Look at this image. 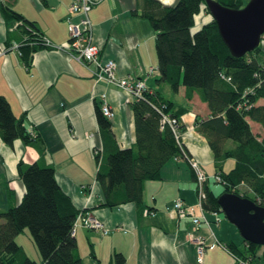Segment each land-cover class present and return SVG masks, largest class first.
Listing matches in <instances>:
<instances>
[{
    "label": "crops",
    "instance_id": "0c3cea01",
    "mask_svg": "<svg viewBox=\"0 0 264 264\" xmlns=\"http://www.w3.org/2000/svg\"><path fill=\"white\" fill-rule=\"evenodd\" d=\"M136 1L94 0L89 17L93 41L100 48L99 58L116 63L118 78L141 79L150 91H160L177 104L191 105L192 110L180 118L185 125L182 143L203 171L214 174L212 153L204 137L194 128L196 115L201 118L209 115L207 107L197 95L188 101L182 87L174 94L167 84L158 82L155 33L146 20L131 15ZM160 1L172 5L177 0ZM71 2L0 0V4L33 22L56 46L34 52L29 65L23 63L15 50L0 55V95L8 101L14 116L22 118L26 128L39 136L43 161L54 168L59 186L75 207L88 211L108 230L104 235L77 223L74 236L82 264H113L114 253H121L126 264H199L196 244L189 235L202 238L206 244L201 264H234L225 244L242 246V239L238 240L236 230L228 221L223 222L220 213L205 211L203 215L209 225L202 223L195 229L189 217L181 218L171 209L177 199L187 205L197 202L191 169L184 159L172 158L163 166L160 180L144 183L143 201L150 213H138L133 203L114 208L101 206L94 153L102 142L95 103L101 106V95H105L113 112L112 130L118 145L134 147L130 109L133 98L116 85L95 84L90 69L73 60L62 48L69 42L66 19ZM210 17L202 11L196 19L202 18L204 24ZM8 31L0 13V47ZM253 124L260 126L250 122L252 131L260 135L261 131H254ZM38 158L40 152L36 147L26 146L20 140L6 145L0 138V202L2 199L3 205L8 206L9 189L13 190L14 203L24 193L17 172L18 161L32 163ZM232 163L227 160L223 169Z\"/></svg>",
    "mask_w": 264,
    "mask_h": 264
},
{
    "label": "trees",
    "instance_id": "16d2710c",
    "mask_svg": "<svg viewBox=\"0 0 264 264\" xmlns=\"http://www.w3.org/2000/svg\"><path fill=\"white\" fill-rule=\"evenodd\" d=\"M215 1L231 9H239L248 2ZM202 11L209 14L205 0H177L172 5L160 0H137L131 15L148 21L155 33L158 82L167 84L174 94L182 87L188 101L197 95L209 112L206 118L195 116L194 128L212 153L216 169L213 180L221 184L222 190L215 192L204 172L207 180L203 213H222L217 199L223 193L248 198L264 207V137L255 134L250 126L254 122L264 129V34L255 50L235 57L221 39L212 18L194 28ZM0 13L9 27L0 48L9 49L17 44L16 53L25 65L30 64L34 52L50 48L33 22L4 4H0ZM130 109L134 147L122 148L116 141L111 119L95 103L102 142L94 153L101 206L114 208L133 203L138 213H150L143 201L144 183L160 180L163 166L172 158L188 162L196 192V175L189 164V159L194 158L181 139L185 125L180 118L192 110L191 105L177 104L160 91L146 87L140 98H133ZM164 115L175 122L162 124ZM0 138L6 145L20 140L40 152L37 161L17 163L24 193L14 203L13 190L9 189L8 208L0 212V264H82L74 229L78 216L88 211L77 209L62 190L54 168L43 161L39 136L26 128L22 118L14 116L10 104L1 95ZM229 159L233 164L225 170L223 165ZM240 189L245 191L241 193ZM25 229L30 232L40 262L30 259L15 240ZM225 247L234 264H264V246L242 239V246L225 244ZM112 261L126 264L121 253H114Z\"/></svg>",
    "mask_w": 264,
    "mask_h": 264
},
{
    "label": "built area",
    "instance_id": "2783aa9c",
    "mask_svg": "<svg viewBox=\"0 0 264 264\" xmlns=\"http://www.w3.org/2000/svg\"><path fill=\"white\" fill-rule=\"evenodd\" d=\"M93 5L94 0H72L68 8V16L66 19L69 32V42L67 46L62 48L69 53L73 60L90 69L95 84L99 82L113 84L130 94L132 98H140L142 92L146 88L143 80L118 78L115 74L116 63L111 59L101 60L99 58L100 48L93 41V26L89 17ZM43 42L50 48L56 47L47 40L45 36L43 37ZM17 47V44H13L9 49L0 48V55H3L8 51H16ZM101 98L102 103L100 108L102 114L106 118L112 119L113 112L106 101L105 95L102 94ZM166 122L172 124L175 121L168 119V116L164 115L161 119V123L164 124ZM189 164L195 171L196 175L197 202L193 205H187L178 199L172 203L171 209L181 218L189 217L193 227L197 229L202 223L209 225L208 220L203 215L202 209L203 201L206 198L205 183L207 176L196 160L189 159ZM215 179L219 180L218 177ZM77 223L81 224L86 229L98 230L104 235L108 234V230L103 224L89 212L80 214ZM189 239L196 244L197 261L201 264L207 248L206 244L202 238H193L189 235Z\"/></svg>",
    "mask_w": 264,
    "mask_h": 264
},
{
    "label": "water",
    "instance_id": "95a60500",
    "mask_svg": "<svg viewBox=\"0 0 264 264\" xmlns=\"http://www.w3.org/2000/svg\"><path fill=\"white\" fill-rule=\"evenodd\" d=\"M211 18L230 53L235 57L255 50L264 34V0H248L239 9L205 0ZM217 203L226 220L249 243L264 246V207L233 193L219 195Z\"/></svg>",
    "mask_w": 264,
    "mask_h": 264
},
{
    "label": "rangeland",
    "instance_id": "374dc122",
    "mask_svg": "<svg viewBox=\"0 0 264 264\" xmlns=\"http://www.w3.org/2000/svg\"><path fill=\"white\" fill-rule=\"evenodd\" d=\"M204 13H205V11H204ZM210 19H211V17H210ZM210 19H208L209 21H210ZM148 22V21H147ZM149 23V22H148ZM198 23H203L202 22V18H198V19H196V25L198 24ZM150 25V24H149ZM151 27V26H150ZM165 86H167V85H165ZM168 87V86H167ZM252 127H253V129H254V131H256V132H260L261 131V136L263 137L264 136V129H261L260 127H258L257 125H252ZM259 135V136H260ZM230 160V162H233V160L232 159H229ZM233 164V163H232ZM230 169V166L227 164V165H225V170H229ZM208 170H205L204 172L207 174V176H208V179H209V181H208V184H209V186L210 187H212L214 190H215V192H220L221 190H222V186H221V184H215L214 183V180H213V173L211 172V173H208L207 172ZM210 171V170H209ZM212 171V170H211ZM217 177V176H216ZM245 190L244 189H240V192L242 193V192H244ZM178 200V199H177ZM176 201V200H175ZM7 208H8V206L7 205H3V203H2V199H1V202H0V212H4V211H6L7 210ZM219 216L222 218V220H223V222H226L227 223V220H226V218H225V216L222 214V213H220L219 214ZM230 226H232V225H230ZM232 229L234 228L236 231V234H237V238H238V240L240 241L242 238H241V236H240V234H239V232L237 231V229L235 228V227H231ZM16 242H17V244L18 245H20L22 248H23V250H24V252L26 253V255L30 258V259H32V260H34V261H36V262H40V255H39V253H38V250H37V248H36V246H35V244H34V242L32 241V238H31V235H30V232H29V230L28 229H25L22 233H20L17 237H16ZM259 264H262V262H260Z\"/></svg>",
    "mask_w": 264,
    "mask_h": 264
}]
</instances>
